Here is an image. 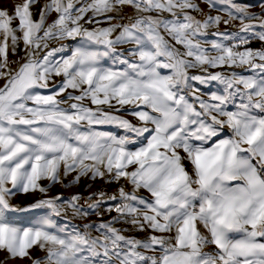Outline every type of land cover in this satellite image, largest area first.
Returning <instances> with one entry per match:
<instances>
[{"label": "snow or ice", "instance_id": "obj_1", "mask_svg": "<svg viewBox=\"0 0 264 264\" xmlns=\"http://www.w3.org/2000/svg\"><path fill=\"white\" fill-rule=\"evenodd\" d=\"M208 2L227 6L228 19H198L191 14L200 10L195 0H47L38 19L31 10L37 0H23L11 14L0 9V250L9 258L264 264V50H237L249 34L264 41V16L234 0ZM123 6L133 7L135 17L112 23L107 14ZM237 19V31L218 30ZM209 35L216 39H205ZM233 39L237 43L225 42ZM51 41L74 43L50 47ZM21 43L24 55L10 62L9 51L15 55ZM126 44L133 47L118 50ZM224 67L252 74L207 71ZM214 81L224 85L222 92L206 100L195 83ZM122 111L138 123L116 114ZM100 125H116L124 134L98 131ZM61 166L65 176L78 172L75 182L88 173L128 180L131 191L121 187L107 197L119 200L106 209L117 216L82 231L53 219L61 213L59 196L12 203L17 193H46L40 182H60ZM140 189L148 195H138ZM95 195L87 209L72 196L73 214L83 217L107 203L104 192ZM36 210L44 211L23 218ZM121 221L150 234L126 236L113 226ZM93 228L100 235L93 236ZM209 245L214 250L204 251ZM35 247L45 255L33 258Z\"/></svg>", "mask_w": 264, "mask_h": 264}, {"label": "rangeland", "instance_id": "obj_2", "mask_svg": "<svg viewBox=\"0 0 264 264\" xmlns=\"http://www.w3.org/2000/svg\"><path fill=\"white\" fill-rule=\"evenodd\" d=\"M47 2V0H37V3L34 4L31 7L32 13H33V18L34 19H38L39 18V13L40 10L42 9L43 5ZM84 2V0H82V3ZM88 2H91V0H88ZM196 3L199 4L200 6V10L199 11H193L191 14L196 16L198 19H203L206 15H211V16H216V15H220L222 16L224 19H228V14L226 11H224V8L227 6H221V5H217L215 7H211L209 5L208 0H195ZM235 3L247 7L249 9L250 12L257 14L258 16H264V5H262V0H234ZM23 3V2H22ZM9 4H12L10 1H0V9H8L9 13L11 14L14 10L15 5L10 6L13 9L9 8ZM21 4V3H19ZM6 5V6H4ZM81 5H77V7H80ZM7 7V8H6ZM127 11L129 13V17H135V10L133 7L131 6H123L120 8V10L117 11H113L111 13H108L107 15H110L112 17H114V19L112 20V23H116L117 22V17L118 15L121 13V11ZM152 15H155V13H152ZM166 17L168 16L167 13L164 14ZM88 16H91V12L88 13ZM88 16L85 17V19L88 18ZM56 18V14L52 13L49 17H48V22L50 23L53 19ZM98 19H104L103 17H99ZM129 20L127 19L126 23H128ZM246 23L248 21H245ZM18 21H14L13 22V27H15L17 25ZM87 26V25H86ZM95 26V25H93ZM100 27H107L108 24L107 23H101L99 25ZM240 27V21L234 20L232 23L226 25L223 22H221L218 25V30L221 32L224 31H229V32H235L239 29ZM217 28L213 27L211 28L209 31L210 32H214L216 31ZM114 33L115 34H118ZM255 31L259 32L260 29L257 28ZM205 39L207 40H212V39H216V37L209 35L208 37H206ZM228 44H234L237 43V41L235 39L231 40V41H225ZM58 43H66V44H72L74 43L73 41H51L50 42V47H55L57 46ZM133 47V45L130 44H126V45H120L118 46V50H124L127 51L128 48ZM23 48V44L21 43L19 48L17 49V52L15 55L12 54L11 50L9 51V56L8 59L10 62H15L20 60V57L24 55L23 51L21 50ZM244 48H251L253 50H264V41L260 40L258 36H253L251 34L248 35V43L246 45H242L239 49V51H243ZM181 51H183V48H181ZM16 55H18V58H16ZM11 67L13 69H15L16 67H18V64L16 63H11ZM208 72H224L225 74H230L231 71H237L240 72L244 75H251V72H245L242 68H235V69H230L227 67L224 68H208L207 69ZM189 74L190 75H196V74H202L200 69H190L189 70ZM62 79V77H54L53 81L55 83H59V81ZM5 81L3 79H0V87H3ZM52 86V82H50L49 87ZM195 87L199 88L200 90V94L202 95V97L204 99H208V96L210 93L212 92H222V89L224 87L223 84H220L218 82H212L210 85H200L198 82L195 83ZM69 91H73L71 89H69ZM45 94H47V90H45ZM74 94H78V93H74ZM63 98V97H61ZM84 103L88 104L90 107H95L93 105L90 104L89 101H84ZM237 103H239V100H237ZM67 106V105H65ZM106 111L108 110L107 108L105 109ZM228 110H233V106L229 105V109ZM118 115L123 116L126 119L131 120L133 123H138V121L135 119V117L129 115L126 111H122L119 113H116ZM97 130L98 131H102V132H110L116 136H121L124 134V130L120 129L119 127H117L116 125H100L97 126ZM227 129H225V132L227 133ZM138 145L134 146L137 147ZM103 170V169H102ZM131 170V168L129 169ZM60 182L56 183V184H50V182L48 180H42L40 183L42 186L47 188V192L46 193H39V192H35V193H17L14 197H12V203L13 204H17L20 206H27L29 204H32L34 202H36L39 199H45V198H53V197H61V199L58 201V204L61 205V213L59 216H54L53 219L56 221L57 225L59 226H64V225H68V226H76L78 227L80 230H84V225H94V224H98L100 222H106L111 220L113 217L117 216V213L115 211L112 212H107L106 209L102 212H89L88 215L86 216H76L73 214V209L70 206V204L68 203V201L70 200V198L74 195H79L80 199L78 201V204L80 206H82L83 208L87 209L88 206H84L81 204V197L83 196H88L92 193L93 189L96 187V185L100 184V183H108V184H112L116 186V192L115 194L118 196L119 193V189L121 187H123L125 189V191H131L132 190V185L131 183L126 180V179H120L119 181H115L111 179V174H105L104 178H100L97 177L95 179L92 178V174L88 173L87 175L81 176L78 182H75V177L78 175V172H71L68 175H64L63 172V166H61V170H60ZM138 195L140 196H146L148 195L147 191L144 189H140L138 192ZM107 201V199H106ZM119 200L117 201H107V207H109V205H113L115 203H118ZM41 211L44 210H36L35 212H30V213H26L23 215V218L28 220V219H32L35 216H37ZM114 227L123 229L124 232L123 234L126 236H135L136 238L139 239H143L145 238L148 234H150V230H148L147 232H140L137 231L136 229H134L132 227V225L130 223H126L124 221L121 222H117L113 225ZM91 234L93 236H97L100 235V233L98 231H96L95 228L91 229ZM150 254V253H149ZM31 255L33 258H39V257H43L45 255V252L40 250L38 247H35L31 250ZM0 264H31V261L27 258L24 259H13V258H9L8 254L5 251L0 250Z\"/></svg>", "mask_w": 264, "mask_h": 264}, {"label": "built area", "instance_id": "obj_3", "mask_svg": "<svg viewBox=\"0 0 264 264\" xmlns=\"http://www.w3.org/2000/svg\"><path fill=\"white\" fill-rule=\"evenodd\" d=\"M129 17V13L127 11H121V13L117 17V22L124 24L126 23L127 19ZM16 58H18V55H16ZM104 192L106 194L105 200L108 196H111L115 194L116 192V186L108 183H100L96 185V187L93 189L92 193L88 196L81 197V204L84 206H88L89 204L93 203L94 201L98 200L99 197L95 195L96 193ZM107 208V204L103 203L99 207V212L104 211Z\"/></svg>", "mask_w": 264, "mask_h": 264}, {"label": "crops", "instance_id": "obj_4", "mask_svg": "<svg viewBox=\"0 0 264 264\" xmlns=\"http://www.w3.org/2000/svg\"><path fill=\"white\" fill-rule=\"evenodd\" d=\"M0 1H5V0H0ZM6 1H10L12 4H9V5H7V6H9V8H11V9H13L12 7H10V6H13V5H17V4H19V3H22L23 2V0H6ZM4 6H6V5H4ZM7 8V7H6ZM6 10H8V9H6ZM189 170H191L190 169V166H189ZM214 250V246H212V245H209V246H207L205 249H204V251H208V252H211V251H213ZM151 254V253H150Z\"/></svg>", "mask_w": 264, "mask_h": 264}]
</instances>
